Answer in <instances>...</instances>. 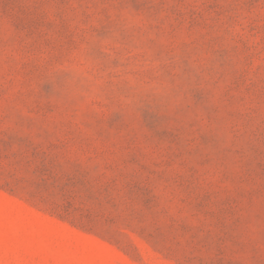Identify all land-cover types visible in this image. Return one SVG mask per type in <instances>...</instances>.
Listing matches in <instances>:
<instances>
[{"label": "rangeland", "instance_id": "374dc122", "mask_svg": "<svg viewBox=\"0 0 264 264\" xmlns=\"http://www.w3.org/2000/svg\"><path fill=\"white\" fill-rule=\"evenodd\" d=\"M0 264H264V0H0Z\"/></svg>", "mask_w": 264, "mask_h": 264}]
</instances>
